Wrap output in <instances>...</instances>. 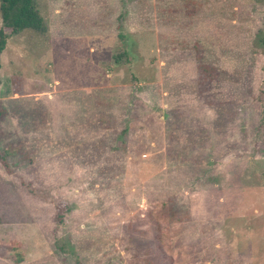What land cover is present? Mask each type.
Segmentation results:
<instances>
[{"label": "rangeland", "instance_id": "obj_1", "mask_svg": "<svg viewBox=\"0 0 264 264\" xmlns=\"http://www.w3.org/2000/svg\"><path fill=\"white\" fill-rule=\"evenodd\" d=\"M36 6L0 14V264H264V0Z\"/></svg>", "mask_w": 264, "mask_h": 264}, {"label": "trees", "instance_id": "obj_2", "mask_svg": "<svg viewBox=\"0 0 264 264\" xmlns=\"http://www.w3.org/2000/svg\"><path fill=\"white\" fill-rule=\"evenodd\" d=\"M0 14L4 27L11 29V32L17 34L26 29H32L38 32L46 30L44 19L40 15L36 0H0ZM7 43V34L0 28V69L1 53ZM6 114V109L0 101V119ZM0 217V223H1Z\"/></svg>", "mask_w": 264, "mask_h": 264}]
</instances>
